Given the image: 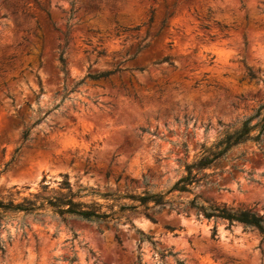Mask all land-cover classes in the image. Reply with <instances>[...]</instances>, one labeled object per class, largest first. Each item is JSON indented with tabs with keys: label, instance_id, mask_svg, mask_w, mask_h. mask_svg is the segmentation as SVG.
I'll use <instances>...</instances> for the list:
<instances>
[{
	"label": "rangeland",
	"instance_id": "374dc122",
	"mask_svg": "<svg viewBox=\"0 0 264 264\" xmlns=\"http://www.w3.org/2000/svg\"><path fill=\"white\" fill-rule=\"evenodd\" d=\"M87 1L103 10L87 14ZM78 3L80 9L69 20L70 0H0L4 201L51 194L64 180L81 194L145 188L166 192L202 144L211 145L226 126L238 127L264 103V0ZM112 6L125 26L143 24L150 10L155 11L149 47L122 65L146 69L110 76L116 88L109 81L86 79L62 100L75 81L88 72L113 68L145 36L147 26L128 38L114 36ZM166 13V25L154 37ZM217 22L228 28L221 31ZM68 24L65 78L58 55ZM100 49L106 55L98 57ZM164 56L174 66L154 64ZM120 78L130 96L119 88ZM27 129L29 139L23 142ZM19 146L17 159L9 163ZM205 172L212 174L208 179L213 184L201 183L192 193H170L174 205L159 213L157 222L138 213L116 222H95L59 216L50 207L37 217L17 214L11 219L9 213L0 226L5 247L0 264H264V235L258 228L207 219L186 206L198 194L201 200L264 217V142L233 148L228 159ZM80 200L99 202L104 210L113 204L102 195ZM138 231L151 235L155 245L142 241ZM158 250L172 255L161 259Z\"/></svg>",
	"mask_w": 264,
	"mask_h": 264
},
{
	"label": "trees",
	"instance_id": "16d2710c",
	"mask_svg": "<svg viewBox=\"0 0 264 264\" xmlns=\"http://www.w3.org/2000/svg\"><path fill=\"white\" fill-rule=\"evenodd\" d=\"M78 2L79 0H70L69 20L80 9ZM115 9V6L110 8L112 21L114 23V36L121 37L127 35L126 38H128V36H134L133 32H140L143 26H147L145 36L135 44L134 53L132 55L128 54V58L117 63L109 70L88 72L83 78L73 83L70 90L63 94L62 100L66 98L70 92L83 84L86 79L93 81H109L110 76L120 74L123 71L137 70L143 72L146 69V66L141 65H136L132 68H124L122 65L126 60L136 58L143 50L149 47L150 41L146 40L151 34L150 27L154 21L155 11L153 9L150 10V16L145 23L136 26H125L118 22ZM102 10V6L93 1H87L85 4V12L89 15L92 14L96 16L97 13ZM168 16L169 15L166 13L164 18L160 21L158 30L153 34L154 37L158 36L165 27ZM217 24L221 31L228 28L226 25H222L219 22H217ZM205 27L208 28V25ZM70 28L71 27L68 24L66 31L63 33L64 44L63 46L59 45L58 61L60 64V70L65 78L68 76L65 48L69 42ZM102 55H106V51L104 49L98 50L97 56L99 57ZM162 62H167L170 66H174L170 56H164L160 60L154 62V64ZM109 82L112 88H116L115 83L111 81ZM128 83L130 87L134 89L131 79H129ZM167 83L168 82L166 81L165 84ZM155 87L157 88V92L162 94L163 89L158 85H155ZM119 88L122 89L126 95H131L127 84L122 81L121 78ZM133 97L137 98L136 92L133 93ZM142 131L146 132L145 129ZM29 134L30 129L24 131L23 142L29 139ZM250 141L255 142L259 146L264 142V103L260 104L255 112L244 119L238 127H234L233 125L226 126L220 137L211 145L202 144L197 157L191 162L185 164V173L166 192H156L149 188H145L140 192L130 191L122 194L109 192L101 194L96 191H88L85 194H81V189L74 190L70 183L67 180H64L60 189L53 191L51 194H34L31 197H23L21 200H17L13 197L8 201L0 199V226L2 223L10 219L8 215L9 213H11V219L16 217L17 214H22L21 218L27 215L37 217L42 216L44 210L48 207L51 208L53 213L59 216H75L95 222H116L124 215L126 216L127 214L133 213L143 214L153 222H157L156 216L165 208L171 210L174 205V198L168 197L170 193H192L201 185V183H205V185L213 184V182L208 179L212 174L206 173L205 170L212 167L216 168L221 160L228 159V154L233 148ZM20 149L21 146L15 149L9 163L12 164L17 159ZM9 163L6 166V169ZM85 195H102L105 199H112L113 204L106 205V209L104 210V205L99 202L80 200V198ZM201 199V195L197 194L186 203V206L194 209L198 214H202L207 219H221L226 220L229 223L238 221L246 225L255 226L264 235V217L262 215H259L250 209L229 207L226 204ZM166 228L170 231L175 229V227L170 225H167ZM138 232L142 241H149L155 245L151 235L145 234L141 231ZM0 252L1 254L5 253V247L1 241ZM158 253L161 259L172 255L171 252H167L166 250H158ZM73 261V259L70 260V262ZM176 264H186V262L184 260H177Z\"/></svg>",
	"mask_w": 264,
	"mask_h": 264
}]
</instances>
